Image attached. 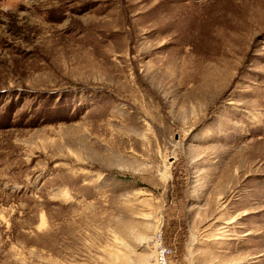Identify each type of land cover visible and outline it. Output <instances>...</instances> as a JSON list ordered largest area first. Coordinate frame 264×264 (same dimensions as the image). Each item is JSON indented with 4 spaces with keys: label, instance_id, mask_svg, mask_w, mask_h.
<instances>
[{
    "label": "rangeland",
    "instance_id": "rangeland-1",
    "mask_svg": "<svg viewBox=\"0 0 264 264\" xmlns=\"http://www.w3.org/2000/svg\"><path fill=\"white\" fill-rule=\"evenodd\" d=\"M264 264V0H0V264Z\"/></svg>",
    "mask_w": 264,
    "mask_h": 264
},
{
    "label": "built area",
    "instance_id": "built-area-1",
    "mask_svg": "<svg viewBox=\"0 0 264 264\" xmlns=\"http://www.w3.org/2000/svg\"><path fill=\"white\" fill-rule=\"evenodd\" d=\"M156 240H157L155 245L156 264H170L169 258L172 254V250L164 245L161 236H158Z\"/></svg>",
    "mask_w": 264,
    "mask_h": 264
}]
</instances>
